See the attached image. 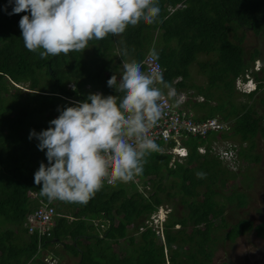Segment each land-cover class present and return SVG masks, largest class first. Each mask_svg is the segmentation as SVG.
Here are the masks:
<instances>
[{"label":"trees","instance_id":"1","mask_svg":"<svg viewBox=\"0 0 264 264\" xmlns=\"http://www.w3.org/2000/svg\"><path fill=\"white\" fill-rule=\"evenodd\" d=\"M157 2L161 11L153 24L141 21L119 36L89 41L82 52L41 59L42 50L29 52L21 37L18 22L28 13L8 15L14 0L13 4L0 0V264H44L35 260L37 249L53 243L76 255L75 264H209L216 238L232 241L252 231L264 240V221L254 225L246 219L224 221L226 209L245 207L253 178L244 176L235 186L236 175L215 155L198 154L197 146L208 147L212 137H188L183 142L187 155L180 162L170 164L172 156L160 150L148 155L142 174L133 178L140 190L132 179L113 186L103 183L86 204L54 200L57 216L47 235L36 229L27 233L25 218L38 200L47 199L34 184V173L41 162L47 165L48 161L45 152L38 150V141L28 139L30 130L47 129L49 121L60 114L58 106L61 110L74 106L89 94L116 96L119 104L124 63H140L153 48L169 88L176 93L191 90L201 97L196 102L186 95L182 110L193 112L197 121L231 122L219 138L246 145L233 148L237 162L259 163L255 139H264V117L255 106L264 109V94L255 96L264 91V66L253 72L259 51L252 48L246 55L241 44L245 30L264 38V0ZM125 47L127 56L121 54ZM200 55L213 57L201 62L197 60ZM192 64L206 77V88L187 83ZM113 74L116 89L107 86ZM245 74L253 76L256 90L236 93L234 81ZM156 87L163 93L168 89ZM236 95L249 101L244 109L234 101ZM197 173L204 175L198 178ZM160 206L170 209L156 241L149 236L150 229L138 232V227ZM172 208L177 216L170 214ZM187 227L195 229L187 232ZM217 230L222 234L213 236Z\"/></svg>","mask_w":264,"mask_h":264},{"label":"clouds","instance_id":"2","mask_svg":"<svg viewBox=\"0 0 264 264\" xmlns=\"http://www.w3.org/2000/svg\"><path fill=\"white\" fill-rule=\"evenodd\" d=\"M9 4H13V0H9ZM160 11L157 0H14L8 15L28 13L18 22L24 46L33 53L42 50L39 56L46 59L61 53L82 52L89 41L104 39L109 34L119 36L129 25L136 26L141 21L153 24ZM121 54L128 55L127 47ZM149 59L154 64L159 59L154 48L149 52ZM254 63L259 65L258 61ZM256 65L252 66L253 72L259 71L260 66ZM238 78L242 84L249 83L252 87L248 93L236 90L238 93L249 94L256 90L253 76L247 74ZM154 85L170 87L159 66L146 74L141 63L132 60L123 65L118 85L123 95L119 104L116 96L89 94L85 101L76 102L74 106L63 110L58 106L60 114L49 121L47 129L39 133L30 130L28 139L38 141L37 148L45 152L48 161L47 165L41 162L34 173V184L40 186L41 195L47 199L38 200L31 213L46 202L53 209L54 200L86 204L106 179L112 184L126 183L142 174L146 157L159 151L150 129L162 116L160 100L164 93ZM107 86L116 89V75L108 79ZM223 146L222 143L220 147ZM233 166H237L236 157ZM196 175L202 178L204 174ZM159 210L163 212L157 217L160 221L155 228L161 229L169 210L160 206L138 230H153L145 224ZM55 215L53 209L51 226Z\"/></svg>","mask_w":264,"mask_h":264},{"label":"rangeland","instance_id":"3","mask_svg":"<svg viewBox=\"0 0 264 264\" xmlns=\"http://www.w3.org/2000/svg\"><path fill=\"white\" fill-rule=\"evenodd\" d=\"M243 36L244 39L242 41L241 47L246 52L245 54L247 55V52L252 50V48H256L259 51V55H260L258 62L259 65H256V63L254 64L256 65L257 68L262 65L264 66V38L253 36L249 31L246 30L243 32ZM211 55L213 54L211 53ZM211 55H200L198 56L197 60L201 62H206L209 58L213 57ZM188 73H189V77L187 80L188 84H192V85L194 84L200 87L201 89L207 87L206 77L198 70L195 64L190 65L188 69ZM257 75L260 76V73H258ZM235 92L238 93L236 89ZM179 93L184 95V101L186 95H189L191 100H194L196 102H201V97L193 95V91L191 90L183 91ZM179 93L175 92V95L179 96ZM213 94L214 96L219 95L217 93H213ZM263 94L264 91L262 92V94L257 93L255 97L256 98L261 97L263 96ZM234 101L242 104L240 105V109H244L246 105L249 103V101L246 98L239 95L234 96ZM211 104H215V101L211 102ZM255 110L257 111V113L261 114L264 117V109L260 108L258 104H256ZM227 124L228 126H230L231 122H227ZM233 142L232 143L237 150L241 146L242 148L246 146L244 143H241L239 140L233 139ZM255 143H256V148L254 150V153L259 154L261 157L258 164L247 163L245 161L238 160L237 166H229L227 163L221 162L222 165L226 166L227 170L232 171L236 175L235 180L233 181L235 186L240 185V180L244 176L248 178H253L252 187L248 191V200L245 207L240 209L225 210L223 218L224 221L228 224L235 222L237 219L249 220L252 222L251 223L252 225L264 221V139L260 137H256ZM219 145L222 146V144ZM159 150L161 151L160 147ZM163 150L164 149H162V151ZM133 182L136 183L137 186H139L138 190L142 188L140 186V183L136 179H133ZM229 183H226L225 186H228ZM227 193L228 192H226V194ZM165 209L169 210L170 208H168V206H165ZM71 211L72 209L70 208L66 210V213H70ZM170 214L177 216L176 209L172 208ZM165 216L166 215H164V217ZM160 217L164 219L162 215ZM114 226H117V224L114 223ZM103 227L104 225H102L100 228ZM193 229L195 228L187 227L186 231L190 232ZM196 229H200V228L198 227ZM141 230H143V228H140L138 232H140ZM159 230L160 228H158L157 231L158 234H155L154 231L150 229L149 236L151 238H155L156 241L160 240ZM212 233L213 236H218V235L220 236L222 234V231L217 230ZM136 235L137 234H135L134 236ZM53 249L57 251V254L52 255L51 250ZM44 251L47 252L48 255H50L49 257L50 259H47V257L44 255ZM76 259H77L76 255H71L65 252L62 248L59 247L58 243H53L49 245V247L46 246L44 249L39 248L37 250V255L35 256V260L38 261L41 260L44 264H75ZM34 262L36 261H33V264H36ZM222 262L226 264H264V240L254 236L252 231H248L242 236H237L232 241H227V240L222 241L218 238L214 239V244L212 247V253L210 256L209 264H221Z\"/></svg>","mask_w":264,"mask_h":264},{"label":"built area","instance_id":"4","mask_svg":"<svg viewBox=\"0 0 264 264\" xmlns=\"http://www.w3.org/2000/svg\"><path fill=\"white\" fill-rule=\"evenodd\" d=\"M142 68L146 74L151 72L157 65L162 71L159 63L155 64L149 59V54H146L144 59L140 62ZM247 77V74L244 75ZM235 89L240 93H248L252 88L249 83L242 84L241 79L237 78L234 81ZM156 87V85H154ZM184 103V95H175V91L172 88L165 90L164 95L160 100L162 107V116L157 124L150 129V136L155 140L156 144L160 145L161 151H165L172 156L171 162H180L187 154V148L183 145V142L192 137L199 140L212 137L210 144L197 146L196 151L198 154L210 153L215 155L221 162L227 163L229 166H233L235 162V146L227 141H222L219 136L227 130L228 124L219 121L217 118H208L201 121H197L192 112H186L182 110ZM223 143V147L219 144ZM170 145V146H169ZM234 148V149H233ZM105 185L112 186L114 184L109 183L107 179L104 181ZM163 211L159 210L156 214L149 217V221L146 222L147 227L151 226L155 234H158L159 219L157 217L162 214ZM53 215L52 207L46 202L33 210V212L26 218L27 233H30L33 229H36L38 234L47 235L48 229L51 226V217Z\"/></svg>","mask_w":264,"mask_h":264},{"label":"crops","instance_id":"5","mask_svg":"<svg viewBox=\"0 0 264 264\" xmlns=\"http://www.w3.org/2000/svg\"><path fill=\"white\" fill-rule=\"evenodd\" d=\"M228 142H230V141H228ZM93 222L96 223V221H94V220H93ZM101 226H102V225H100L99 227H101ZM100 229H102V228H100ZM38 249H39V248H38ZM38 249H37V250H38ZM42 253H43V252H42ZM46 254H47V252L44 251V255L47 257V259H50V258H49L50 255H48V254L46 255ZM36 255H37V254H36ZM40 261H41V260H40ZM47 261H48V260H47Z\"/></svg>","mask_w":264,"mask_h":264}]
</instances>
